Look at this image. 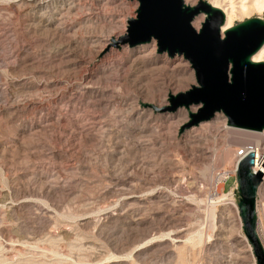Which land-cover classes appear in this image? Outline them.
<instances>
[{
	"label": "rangeland",
	"instance_id": "1",
	"mask_svg": "<svg viewBox=\"0 0 264 264\" xmlns=\"http://www.w3.org/2000/svg\"><path fill=\"white\" fill-rule=\"evenodd\" d=\"M138 8L0 0V264H256L215 195L240 148L227 119L183 129L201 106L162 111L197 86L190 63L156 41L107 46Z\"/></svg>",
	"mask_w": 264,
	"mask_h": 264
},
{
	"label": "water",
	"instance_id": "2",
	"mask_svg": "<svg viewBox=\"0 0 264 264\" xmlns=\"http://www.w3.org/2000/svg\"><path fill=\"white\" fill-rule=\"evenodd\" d=\"M139 3L137 18L129 21L128 35L120 44L139 47L156 41L158 52L170 58L184 57L196 73L197 86L170 97L175 112L199 107L185 128L199 126L223 114L229 127L264 132V63L251 57L264 46V21L252 18L225 32L220 11L201 1L187 6L184 0H131ZM207 16L198 32L193 21ZM254 156L241 160L237 168L238 207L244 236L252 247L256 264H264V249L257 234L256 198L262 174L252 172Z\"/></svg>",
	"mask_w": 264,
	"mask_h": 264
},
{
	"label": "built area",
	"instance_id": "3",
	"mask_svg": "<svg viewBox=\"0 0 264 264\" xmlns=\"http://www.w3.org/2000/svg\"><path fill=\"white\" fill-rule=\"evenodd\" d=\"M249 155L254 156V165L252 167V172L256 174V163L257 160H262L264 157V136L263 140L256 143H248L242 148H238L234 154V165L231 169L222 168L219 173L220 181L216 185L215 195L221 196V201L224 202L225 206L230 208L232 212V222L239 227L240 233L244 234L243 231V222L240 215L238 207V182H237V168L241 160L245 159ZM222 177V178H221ZM234 179L233 186L227 192L225 189L222 193L218 191L219 185L223 184L224 186L230 180ZM256 215H257V234L261 242V245L264 249V190L261 189V185L257 191L256 198ZM247 240V239H246ZM248 242V241H247Z\"/></svg>",
	"mask_w": 264,
	"mask_h": 264
},
{
	"label": "bare ground",
	"instance_id": "4",
	"mask_svg": "<svg viewBox=\"0 0 264 264\" xmlns=\"http://www.w3.org/2000/svg\"><path fill=\"white\" fill-rule=\"evenodd\" d=\"M204 2L208 3L213 9H216V10L220 11L221 14L223 15L224 20H225V25L221 29V35H222L223 38H224L225 32H227L228 30H230L231 28L234 27L232 25V23H231V20H232L231 18L232 17L236 16L237 14H239L241 12L242 13H251L255 9H257V10H259V11H261V12L264 13V0H240V6H236L234 0H215V2H212V3L211 2H207V1H204ZM220 3L223 4V7H221L219 5ZM258 19H261V20L264 21V18L259 17ZM247 20H249V19H247ZM121 38L117 41L116 38H113V39L110 40L109 37H108L109 41L106 42L107 43V46L108 45L109 46L115 45L116 47H118V45L120 44ZM263 56H264V46L255 55H253L251 57V62L254 63V64L264 63ZM184 60L187 61L186 59H184ZM171 96H173V95H171ZM200 108H199V110H200ZM162 111H166V109H163ZM191 114H194V113H191ZM191 114H190V116H191ZM185 126H184L183 129H189V128H185ZM227 128L229 130H231V132H232L231 143H234V144L236 143V145L239 143L240 144L239 145L240 148L244 147L248 143H256V144H259V142L258 143L257 142H248L247 143L245 140L242 141L244 139L243 137L246 138V136H247L245 134H259L262 137L264 136V132L247 131V130H243V129H237V128L229 127L228 125H227ZM256 174H262L261 189L264 190V157H263L262 160H257V163H256Z\"/></svg>",
	"mask_w": 264,
	"mask_h": 264
}]
</instances>
